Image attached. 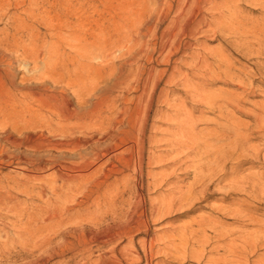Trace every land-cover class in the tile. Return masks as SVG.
Here are the masks:
<instances>
[{
    "label": "bare ground",
    "instance_id": "obj_1",
    "mask_svg": "<svg viewBox=\"0 0 264 264\" xmlns=\"http://www.w3.org/2000/svg\"><path fill=\"white\" fill-rule=\"evenodd\" d=\"M83 1L84 4L81 0H0V22L5 24L0 30V130L3 133L0 155L6 153L7 145L28 147V132L37 127H45L51 133L59 132L69 139L53 143L41 135L38 139L42 141L35 140L37 149L55 147L80 151L87 140L78 134L88 131L94 140L87 157L81 156L88 160L95 180L91 196L97 195V203L95 209L89 208L91 219L89 216L78 219L80 217L72 214L82 212L78 204L68 207L66 212L58 206L52 209L55 205L48 206L54 212L49 218H54L59 227L56 235L67 228L72 240L63 241L59 250L53 249L30 264H135L132 254L135 245L124 248L121 241L110 248L108 257L97 259L93 258L94 246L102 249L118 239H129L135 244L136 237L143 234V227V232L148 233L152 222L176 208L193 209L215 186V190L224 194V201L230 194L243 195L245 199L233 208L219 207L215 220H196L198 228L193 227L194 223L187 225L181 243L188 245L210 228L223 243L213 248L222 256L209 257L208 262L264 264V259L253 260L264 247V224H259L262 229L250 233L249 237L224 227L228 219L257 223L259 219L255 214L264 210V172L239 173L243 161L264 159V104L255 122H240L234 112H243L240 107L243 97H219L208 89L214 79L232 76L229 69L216 65L212 70L206 64L211 71L209 77L205 75L207 71L203 75L205 82H200L205 66L201 59L189 64L197 71L192 78L183 74L178 78L179 66L170 70L175 57L188 50L182 45V34H187L195 23L204 22V4L209 0L164 1L166 9L160 11L163 9L160 7L161 14L157 10L156 27L151 25V18L138 14L134 8L147 0H100L105 4V11L97 17L88 12V8L97 10L99 4L94 0ZM157 4L160 5L159 1ZM171 15L174 16L172 27L160 33L161 26ZM258 46L256 53L264 54V43ZM18 64L24 70L33 66L32 73L25 72L19 81ZM161 66L166 68L159 70ZM259 74L264 75V70L259 69ZM165 78L166 84L173 89L164 90L156 97ZM180 85L184 88L180 89ZM118 89L140 93V96L133 102L117 105L115 93ZM175 93L180 94L178 100L181 102L173 104ZM70 94L77 96L81 108L72 107ZM156 103L159 108L175 107L171 108L172 117L169 118L174 121L173 133L161 140L147 134L152 115L163 111L154 110ZM185 104H192L194 109L203 106L204 110L218 112L220 120L213 128L198 129V117L188 112ZM154 127L155 123L152 129ZM97 135L105 141L96 139ZM159 141L170 146L168 153L173 156L171 170L162 173L161 179L150 169L164 157L148 151V144ZM232 160L237 166L231 168L232 175L227 177ZM224 181L228 183L223 185ZM165 185L172 188L168 195L152 199L146 194ZM227 237L242 238V243L228 242ZM142 244L148 264H153L161 247L159 241L152 238ZM184 249L180 256L188 253L187 246Z\"/></svg>",
    "mask_w": 264,
    "mask_h": 264
},
{
    "label": "rangeland",
    "instance_id": "obj_2",
    "mask_svg": "<svg viewBox=\"0 0 264 264\" xmlns=\"http://www.w3.org/2000/svg\"><path fill=\"white\" fill-rule=\"evenodd\" d=\"M94 1L99 4V8L97 10L88 8V12L95 13L97 17L99 13H104L105 4L104 2L100 3V0ZM158 1L160 3L159 6L157 4ZM164 1L167 2V0H147L148 3L145 2L147 3V8L145 7V3H137L134 8L138 10V14H144L151 18V25L156 27L158 24L157 19H159L157 10L159 13L166 9ZM177 1L174 2L175 5H177ZM81 2L84 4L85 1L81 0ZM221 5L222 7H219ZM214 6H217L218 9L215 10L214 8L217 7ZM204 7V11H206L203 15L204 22L195 23L190 27L187 34H182V45L188 50L186 54L181 53V56L175 57L176 59H174L170 70L172 71V67L179 66L180 69L176 72L178 78L181 77V74L188 75L189 78H192L197 71H193L189 64L195 60L201 59L205 66L204 70L201 71L202 75L200 76L202 77L200 82H205L204 77L206 76L203 77V75L206 71L207 73L205 75L209 77L210 71L211 69L213 70L214 67L220 65L224 70L229 69L232 76L226 77L224 75L214 79L212 84H209V93H214L219 97L231 95L243 97L240 102V107L243 109V112L235 111L234 116L240 122H255L256 117L262 113L260 106L264 104V75L259 74V69L264 70V54L258 55L256 53V49L259 47L258 44L264 43V38H261L264 36V0H209V2L204 4ZM172 15L161 26L160 33L167 30L169 26L172 27L171 20L174 17ZM222 16H224V18ZM0 23L1 30L5 24L3 22ZM43 32H47V30L43 29ZM151 37L152 36H150V38ZM189 44L191 45L188 46ZM206 64H208L211 69L209 66H206ZM32 67L31 65L30 69L24 70L18 64L17 81L20 80V77L25 72L32 73ZM159 68V70H163L166 66H161ZM207 69L210 70L208 71ZM166 83L165 78L157 90L156 97L164 90L171 91V89H173ZM179 88L183 89L184 85H180ZM119 91L120 93H118ZM128 91L126 89H118L116 91L115 95L118 100L117 105H121L128 101L129 103L131 101L133 102L140 96V93ZM127 95L131 98H128ZM70 96L72 107L81 108L82 105L78 101L77 96L72 94H70ZM179 97L180 94H173L172 103L176 104L181 102L178 100ZM158 106L159 103H156L154 110L158 108L163 111L156 116L154 114L152 115L153 117L149 122L147 134H152L156 140H161L169 137L167 135H169L170 132L173 133L174 121H170L169 118L172 117V112L170 110H173L175 107L165 105V108H159ZM185 107L188 112H192L198 117V129L213 128L217 124L216 121L220 120L218 118V112L204 110L203 106L194 109L192 104H185ZM154 123L155 127L152 129ZM2 134L0 130V138L3 136ZM41 135L45 136V138L51 140L53 143H62L69 140L59 135V132L51 133L50 130L45 127L43 129L37 127L28 132V147L7 145L6 153L0 155V264H30L40 256H46V254L53 249L57 248L59 250V245L63 241L72 240L71 232H69L67 228H63L64 230L62 229L61 235H56L59 231V227L56 226L55 221H53L54 218L53 220L49 218L54 214L51 210L52 208L58 206L61 211L66 212L68 207L78 204L81 206L82 212H80V214H72L76 217H80L78 219L89 216V220L91 219V213H88L96 208L97 201L95 203V200L97 195L91 196L95 180L93 174L90 172L91 168L88 160L81 157L82 155L87 157L89 154L88 152L91 151L92 142L94 140H91L90 132L78 134L81 139L87 140V143L80 151H65L63 149H56L55 147L37 149L35 147V140L42 141L40 140L41 138L38 139ZM95 138H101V142L105 141V138H102L100 135H97ZM151 145L148 144L149 153L153 154V152H155L154 154L162 155L164 159H166H163V162L156 161L157 164L155 162V164L152 165V169H150L153 171V175H157L158 178H160L162 173H168V171L171 170L173 166L171 159L173 156L168 153V148L170 146L165 141H159ZM166 156L171 158L168 159ZM235 166H237V162L232 160L228 166L229 175L227 177H231L233 172L231 168ZM239 170L240 175H244L249 171L256 173L264 172V159L260 158L254 161L245 160L241 163ZM113 180L114 177H112L110 181L113 182ZM147 182L148 180H146V184ZM226 183H228V181H224L223 185ZM169 187L170 186L165 185L163 187L153 188L151 191L146 192V194L152 199L165 196L170 194L172 190V188ZM215 187L217 188V186ZM215 187H212L211 194H209L206 199L196 203L193 209L191 207L182 209L176 208L172 213H168L160 220L152 222L151 231L148 233L143 232L145 231V227H143V234L136 237L135 244L129 239H118L102 249H98V246L95 245L93 258L97 259L101 258V256L108 257L110 248L122 241L121 247L124 248H132L135 245V249L132 252L135 264H148L149 260L147 259L142 243L144 240L155 238L159 241L161 247L158 248L159 253L156 255L153 264H215L208 262V258H220L222 256V253L218 252V250H213V248H218L223 241H218L212 229L208 228L209 231L191 240L188 245L181 243V236L187 225L191 223L196 224L195 221L200 218L215 220L218 216L217 212L219 207L233 208L242 204L243 199H245L243 195L230 194V197L224 201L222 199L224 194L219 190H215ZM103 188H105V186ZM102 192L103 191H101V194H103ZM233 201L235 203L232 205ZM52 205L55 206L49 209L48 206ZM103 207L106 208L105 205H103ZM89 208L92 209L89 211ZM77 209H79V207ZM255 217L259 219V222L253 223L243 219V223H239L234 219H228L224 222V227L229 230H238L237 232H239L240 235L249 237L250 233L262 229L260 225L264 224V210L260 211L258 214L256 213ZM193 227L198 228V225L196 224ZM240 239L236 240L235 237H227L226 241H237L238 243H242ZM186 246L188 253L186 256H180L181 251L186 250L184 249ZM167 247H170V249ZM262 254H264V247L260 248L256 256L253 257V260L261 261L264 259V255ZM199 255L203 256V258L199 259ZM260 264L262 263L260 262Z\"/></svg>",
    "mask_w": 264,
    "mask_h": 264
}]
</instances>
